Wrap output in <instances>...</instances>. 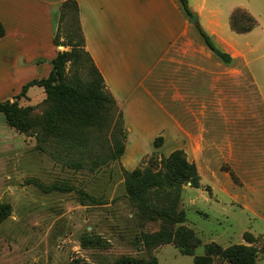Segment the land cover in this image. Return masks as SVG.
<instances>
[{"label":"rangeland","instance_id":"1","mask_svg":"<svg viewBox=\"0 0 264 264\" xmlns=\"http://www.w3.org/2000/svg\"><path fill=\"white\" fill-rule=\"evenodd\" d=\"M187 2L217 49L225 52L219 39L231 45L227 54L232 61L226 65L217 59L215 63L220 66L221 87L214 105H208L212 100L205 91V106L167 107L178 125L177 134L167 141L171 149L163 146L159 136L155 138H161L159 147L153 141L151 147L137 146L124 155L125 139L123 159L101 164L116 129L125 131L114 102L100 118L93 115L84 128L85 138L95 140L93 151L67 152L56 136L71 124L81 129L82 121L76 115H62L37 86L17 104L30 108L32 118L48 111L53 114L55 128L45 150L38 147L36 131L16 132L0 114V204L10 206V215L0 225V264H69L73 260L113 264L121 257L193 264L211 245L221 250L251 248L254 263L264 264V0ZM233 13L238 26L248 25L244 16L249 14L256 27L246 34L234 33L230 27ZM74 18L75 14L68 13L55 34L59 52L84 51ZM212 21L216 26L208 24ZM212 31L219 39L210 35ZM65 74L73 84L77 77L73 61L67 63ZM80 78L91 81L84 71ZM17 94L8 100L15 102ZM171 151H180L195 165L200 181L198 189L183 186L177 210L184 213L185 221L171 228L172 233L181 230L179 238L159 242L162 223L138 219L125 197L121 168L158 171ZM30 182L71 186L100 204L83 203L75 192L45 194ZM184 250L193 255H184ZM210 260L211 264H231L216 253Z\"/></svg>","mask_w":264,"mask_h":264},{"label":"crops","instance_id":"2","mask_svg":"<svg viewBox=\"0 0 264 264\" xmlns=\"http://www.w3.org/2000/svg\"><path fill=\"white\" fill-rule=\"evenodd\" d=\"M65 1L0 0V101L49 75L50 62L59 52L53 41ZM72 1L78 8L83 49L120 109L124 155L137 146L151 147L159 136L171 149L167 141L177 134L178 125L167 107L205 106V91L212 100L208 105L220 99L219 62L196 26L175 0ZM208 24L216 26L215 21ZM210 35L219 39L214 31ZM219 41L230 53L231 45Z\"/></svg>","mask_w":264,"mask_h":264},{"label":"trees","instance_id":"3","mask_svg":"<svg viewBox=\"0 0 264 264\" xmlns=\"http://www.w3.org/2000/svg\"><path fill=\"white\" fill-rule=\"evenodd\" d=\"M179 3L182 12L187 18L193 16L188 7L187 0H175ZM68 13L75 14L78 34L81 38L83 47V37L78 21V8L74 1L68 0L60 6V23L67 17ZM248 20V25H237V16L233 13L230 17V27L234 33L246 34L251 32L257 25L254 18L249 14L244 16ZM74 18V19H75ZM238 20V19H237ZM239 23V22H238ZM59 29V28H58ZM198 35L202 39L206 48L220 60L223 64H230L231 57L216 48L211 38L200 28L196 27ZM4 35L3 28L0 25V38ZM55 46L58 43L53 41ZM83 53L78 54L74 49L71 53L58 52L53 60H51V71L47 78L40 80H32L22 86L19 94L14 98L15 102L11 103L8 99L0 101V114L4 116L5 123L8 128L19 133H28L36 131V140L38 147L45 150L47 137L54 131L55 118L51 112H45L41 117L32 118L30 108L19 107L17 101L26 97L27 91L34 87L43 88L46 98L56 104L57 109L61 110L64 116L76 115L82 121L81 129L73 124L61 129L56 139L60 147L69 152L73 150H92L96 146L95 140L88 141L84 135V128L88 127L91 119L95 116L100 118L105 112L107 106H112L115 102L113 98L108 97L104 93L103 79L95 68L89 55ZM73 61L76 68L77 77H73L72 83L67 82L65 68L67 63ZM87 70H82L85 68ZM85 72L91 78V81L85 83L80 78V74ZM79 73V74H78ZM94 115V116H93ZM122 115L120 114L121 118ZM122 119V118H121ZM123 122V121H122ZM121 125V122H120ZM121 127L116 129L111 140V147L107 149L100 160L101 164L107 162L118 161L124 152L123 140L126 139L125 131H121ZM155 147L161 144V138L154 140ZM58 155L55 158H60ZM74 165V163H70ZM81 166V164H79ZM123 176V187L125 197L130 205L135 209L136 216L140 221L162 223L159 242H173L179 238L180 231L177 229L172 233V227L185 221V215L182 211H178L177 207L180 202L183 186L190 185V188H199V175L194 164L189 163L180 151H174L161 162V168L158 171L134 169L131 172L121 168ZM45 194L59 192L70 193L75 192L79 199L91 204H100L94 197L88 193L75 190L71 186L53 184L50 186H42L36 182H30ZM10 215V206L8 204H0V225ZM82 245H86V241L82 240ZM216 253L225 258L231 264H255L254 250L242 246H232L225 250H221L216 245H211L205 256L195 257L193 264H211L210 255ZM184 255L192 256L191 250H184ZM69 264H87L73 260ZM113 264H157L156 260H142L134 257H121Z\"/></svg>","mask_w":264,"mask_h":264},{"label":"water","instance_id":"4","mask_svg":"<svg viewBox=\"0 0 264 264\" xmlns=\"http://www.w3.org/2000/svg\"><path fill=\"white\" fill-rule=\"evenodd\" d=\"M189 24H190V25H194V26H196V25L198 24L197 17H196V16H192V17L189 19Z\"/></svg>","mask_w":264,"mask_h":264}]
</instances>
